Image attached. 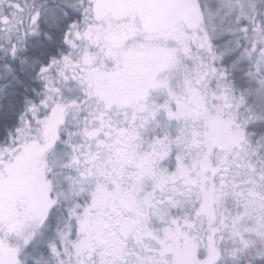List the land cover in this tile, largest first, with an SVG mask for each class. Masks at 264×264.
<instances>
[{
  "label": "snow or ice",
  "instance_id": "6c2138e0",
  "mask_svg": "<svg viewBox=\"0 0 264 264\" xmlns=\"http://www.w3.org/2000/svg\"><path fill=\"white\" fill-rule=\"evenodd\" d=\"M0 264H264V0H0Z\"/></svg>",
  "mask_w": 264,
  "mask_h": 264
}]
</instances>
